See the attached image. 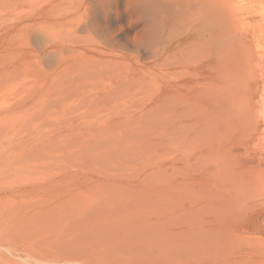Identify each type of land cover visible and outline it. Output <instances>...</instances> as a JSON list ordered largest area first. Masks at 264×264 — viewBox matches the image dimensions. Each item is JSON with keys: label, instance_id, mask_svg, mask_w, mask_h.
<instances>
[{"label": "rangeland", "instance_id": "rangeland-1", "mask_svg": "<svg viewBox=\"0 0 264 264\" xmlns=\"http://www.w3.org/2000/svg\"><path fill=\"white\" fill-rule=\"evenodd\" d=\"M216 2L220 39L228 45L221 42L219 47L217 87L206 77L180 87L176 96L183 97L160 101L157 98L175 90L167 89L163 76L108 91L82 79L61 83L58 0H0V187L56 183L59 194L52 188L44 196L64 204L58 214L35 219L31 229L23 226L29 236L37 229L32 236L47 235L48 240L81 235L79 246L90 257L99 258L104 249L100 256L107 255L106 264H136L135 254L129 259L126 251L122 257L113 251V233L151 231V222L160 219L163 224L154 227L164 230L154 232L171 231L176 238L171 232L163 236L168 251L138 252L143 254L139 264H264V0ZM205 3L209 10L211 0ZM96 16L99 26L93 35L108 36L109 46L125 55L133 52L126 27L120 29L111 13ZM205 20L209 25L208 17ZM119 64L103 75L106 81L124 70L123 62ZM184 76L180 72L175 78ZM205 113L211 128L228 123L223 133L209 135L202 122ZM216 158L225 160L220 169L213 166ZM128 171L134 172L131 178H144L145 188L161 192L164 198L158 203L165 207L164 214L138 219L119 214L121 184ZM31 195L17 205L19 210L26 211L23 207L38 199ZM45 223L53 225L45 229ZM107 231L114 232L109 236Z\"/></svg>", "mask_w": 264, "mask_h": 264}, {"label": "bare ground", "instance_id": "bare-ground-1", "mask_svg": "<svg viewBox=\"0 0 264 264\" xmlns=\"http://www.w3.org/2000/svg\"><path fill=\"white\" fill-rule=\"evenodd\" d=\"M216 1L217 0H211V3L209 4L210 9L207 10L205 8L206 0H58L57 8H56V13H57L56 24L58 29L56 50L58 53L57 69L59 70L57 72L58 75L60 76V82L61 83L66 81L69 82L70 80L72 82L74 78L75 80L82 79L83 81H86L85 84H101L102 87H105L104 90L108 91V89L114 88L119 84H123V83L126 84L130 82L142 84L147 78L150 80V82L153 81L155 82L156 79L163 76L166 77L165 83L167 85L166 86L167 89H169V91L170 89H175V90L171 95L165 96L164 99H162L161 97L157 98V100L160 101L166 99L171 100L173 97H175L178 94L177 92L180 87L183 86L189 87L190 84L200 83L199 81L206 77H209L210 86L212 88L217 87L216 85L218 84L217 74H218L219 52H221L219 51L220 49L219 47L221 42H226L227 45V41L224 40L221 41L220 39V33L218 31V23H217ZM97 12L100 13L102 12L104 13V15L107 13H111L113 15L114 21L119 23L118 26L120 29L126 27V29L128 30L126 32V36L132 42V46L134 48L133 52H131L128 55L126 54L127 55L126 56L125 53L123 52L121 53L118 51V49L109 46L108 36L101 37L98 36L97 34L96 36L95 34L93 35V33H91L99 26L98 21H96L95 19V17H97L96 16ZM207 17L209 20L208 22L209 25L207 24L205 26L204 25L206 23L205 18ZM244 28L245 27H243V30ZM83 32L87 34L81 35V33ZM176 53H180L181 56L175 57L174 54ZM120 62H123L124 70L121 73H116L113 77L109 78L110 79L109 81H106L103 75L108 74L110 71L117 70V68H119ZM180 72H182L185 76L182 80H176L175 77ZM71 74H74L75 76L73 75L70 77ZM168 77H173V78L169 79ZM228 93H226V95ZM180 95L183 97L182 94H179L178 96H176V98H180ZM214 97L217 98L215 94ZM220 97L221 96H219V99ZM222 98L223 97H221V99ZM224 99H222V101ZM91 100L92 98L89 99V101ZM212 101L215 103L216 99H212ZM218 103L220 105V102ZM203 116H204L203 119L204 121L202 120V122H204L203 127L206 131H208L210 136H212L215 133H223L224 131L223 129L228 125L227 122H223L219 126L215 128H211L209 126L211 123V121L209 120L210 118L206 116V113ZM128 138L129 137L127 136V139ZM127 139L125 141L126 142L128 141L127 143H130L129 139L128 140ZM124 144L128 145L126 143ZM129 146L131 145L129 144ZM135 147L138 148L136 145ZM134 151L137 153L138 150H134ZM134 151L132 152L134 153ZM124 152L123 154H125ZM127 155H125V157ZM126 162L128 161H125V163ZM223 162L221 159L216 158L213 160V166L214 167L218 166V169H220L221 164ZM128 164L130 165L131 163L128 162ZM135 168L136 167L133 168V171ZM133 173L134 172H132L131 175H133ZM224 173L225 170L223 172V175ZM124 174H125V178L123 180V183L121 184V193H120L121 199L119 206L120 207L119 214L122 213L123 218L134 216L137 217V219L141 217L145 218L150 215H153L155 217V215L159 216L160 214H164L163 211L165 207L163 205L161 206L160 204L161 202L158 203V201L161 200L162 197L161 192L155 190L157 189L156 187L153 189L145 188L147 185H145L146 180L144 178L143 179L145 184L143 185L141 183V181L143 180L142 178H141L142 180L139 179V177L131 178L133 176L130 175L129 171ZM219 176H222V172L219 173ZM151 179L153 178L151 177ZM55 185L57 184L56 183L45 184L44 182V184L32 183L29 186L24 185L22 187L21 186L0 187V264H75V263L76 264L77 263L106 264L108 262L107 255L100 256L102 252L104 253V249H102L103 251L101 250V253H99V258L94 256H93L94 258H92L90 257L92 255L89 256L87 255V253L85 254L83 250V245L82 248L80 247L81 245L79 246V243L83 241L82 239L79 238L81 235L79 236L77 234H73L71 235V237L65 239L62 237L63 239L51 238L48 240L46 239L47 235L45 239L42 238L45 237V235L44 236L42 235V237L41 236L39 237L37 235L32 236L38 230L37 229L35 231L34 230L36 229L35 227L32 228V231L34 230L35 232L33 233L31 231L33 234L31 233L32 235L30 236L26 233L27 231H23L24 227H29L31 229V227L35 226L34 225V222H36L35 219H38L39 217L41 218L42 216L55 215L60 212L59 211L61 210L60 206H63L64 204L61 205L60 202L53 201L54 200L53 198H56L54 196L53 197L51 196L52 198H50L49 195H48L49 197H45L46 195L44 196L45 194L44 192L50 189L52 190V188L56 189L55 191H57L58 192L57 194H59V191L57 190L59 188L57 186L55 188ZM28 194L29 195L32 194L31 196L35 194L36 196H38V199L37 197H35L36 200L30 203V205L28 206L29 208L23 207L24 209H27L26 211L24 210L23 212L22 210H19V206L17 207V205L19 203L22 204L21 203L22 199ZM31 196L27 198H32ZM233 196L234 194L232 196L230 195V198ZM58 198H60L59 195ZM71 198L69 199L71 200ZM163 198L164 197H162V199ZM63 200H66V198ZM72 201H74V199L71 200L70 202L72 203ZM72 205H74V203H72ZM105 207L108 209L107 205ZM94 208L95 207H93V209ZM63 210H64L63 212H65V209ZM71 210L72 209L69 208L68 210L69 213ZM68 211L66 212L68 213ZM81 211H78L80 212V215L82 214ZM86 211L87 209L85 210V213H87ZM100 211H102L101 208ZM63 212L61 211V213ZM61 213L60 215L62 216ZM67 213L66 215H68ZM117 213L118 212H116L114 215H116ZM100 214L102 215V213ZM104 214H108V212L107 213L104 212ZM99 217L102 219V217L104 216L102 217L99 216ZM99 217L97 219H100ZM157 220H155V222L153 221L151 222L152 226H149L152 227L149 228L152 229L151 231L146 230L145 232H143L142 230L144 229H142L141 232L140 230L139 232L134 230L129 233H125L120 230L116 232L110 231V233L109 231H107L108 232L107 234H109V236H111L112 233L114 232L113 233L114 236H112L114 237L112 239L114 245L113 247L111 246L112 249H114L113 251L118 250V252L121 253V254L119 253L121 257H122V251H126L128 254H130L129 256L126 255L128 256L129 259L131 258L130 256L133 257V254H135L134 256L136 259L135 262L136 264H139L141 259H143L141 257L143 256L145 251L148 252L154 250L168 251L165 248L167 247L166 246L167 244L164 243L165 238L163 236H166L167 234L169 235L171 231L170 232L167 231L168 232L167 234L164 233L166 235L161 234L160 231L161 230L163 231L164 229H162L160 226L159 228L157 226L154 227L153 223H155V225L158 224L161 225V223L163 224V222H161L160 219L159 221ZM141 221L144 220L142 219ZM156 222H160V223L156 224ZM139 223L142 224L143 222L139 221ZM45 224L47 225L46 227L43 226V228L45 227V229H47L48 226L53 225V223L51 225L47 223ZM86 225L88 224L86 223ZM37 226H38V222H37ZM156 228L158 230L160 229L161 230L158 232L156 231L154 232L153 229L156 230ZM79 230L81 229L79 228ZM51 231L53 232L52 229ZM171 233H172L171 234L172 238H176L174 237L175 234H173V232ZM105 234L106 233L101 235H105ZM97 235L99 236L100 234ZM168 235L166 237H168ZM67 236H70V234ZM85 238L83 239L85 240ZM98 238L99 237H96V239ZM79 240L81 241L79 242ZM99 241H101V239ZM112 242L110 244H112ZM175 246L176 245H174L173 247L174 249L177 248V246L176 248ZM109 247L110 246H108V248ZM170 247L171 246H169V248ZM89 249L92 250V248ZM112 249L109 248L110 251H112ZM169 250H171V248ZM140 251H142L143 253L141 257H140L141 254ZM138 252H140V254ZM158 253H154L153 255L156 254L158 255ZM151 255L152 254H149L150 257ZM159 255L162 256L163 252L161 251V254ZM121 257L117 258V260H120ZM147 257L144 256V258L146 259ZM119 262H121V260ZM127 262L129 261L127 260ZM144 262L147 261L144 260Z\"/></svg>", "mask_w": 264, "mask_h": 264}]
</instances>
